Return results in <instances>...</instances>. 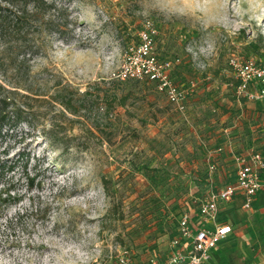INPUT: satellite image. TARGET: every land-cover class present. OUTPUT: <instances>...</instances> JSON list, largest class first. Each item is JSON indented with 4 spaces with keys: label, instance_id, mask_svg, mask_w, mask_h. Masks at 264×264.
<instances>
[{
    "label": "rangeland",
    "instance_id": "374dc122",
    "mask_svg": "<svg viewBox=\"0 0 264 264\" xmlns=\"http://www.w3.org/2000/svg\"><path fill=\"white\" fill-rule=\"evenodd\" d=\"M48 2L21 22L0 0V105L22 115L0 129V187L22 197L0 213V264H154L182 213L264 156V98L238 95L229 66H264V0ZM147 19L185 112L148 79L113 77Z\"/></svg>",
    "mask_w": 264,
    "mask_h": 264
},
{
    "label": "built area",
    "instance_id": "2783aa9c",
    "mask_svg": "<svg viewBox=\"0 0 264 264\" xmlns=\"http://www.w3.org/2000/svg\"><path fill=\"white\" fill-rule=\"evenodd\" d=\"M157 28L151 19L145 20L138 32L135 44L123 54L120 68L113 77L126 81L129 79H148L156 84L170 103L181 112L186 111L188 92L172 76L173 64L161 61L155 54ZM229 66L234 74V85L239 95L251 100L264 98V66L253 59L233 56ZM264 156L256 152L250 159L243 158L234 181L211 192L199 207L203 221H212L211 227L196 228L188 213L178 218V233L172 238L171 252L154 264H205L211 251L232 231V225L219 221L220 203L231 201L237 195L243 196L244 206L249 208L263 188Z\"/></svg>",
    "mask_w": 264,
    "mask_h": 264
},
{
    "label": "crops",
    "instance_id": "0c3cea01",
    "mask_svg": "<svg viewBox=\"0 0 264 264\" xmlns=\"http://www.w3.org/2000/svg\"><path fill=\"white\" fill-rule=\"evenodd\" d=\"M235 178L236 175L227 183ZM192 221L196 228L213 225L212 221H203L199 211ZM219 221L231 224L233 231L211 251L205 264H264V185L249 208L244 206L241 195L221 202ZM170 252L171 246L161 260L166 259Z\"/></svg>",
    "mask_w": 264,
    "mask_h": 264
},
{
    "label": "trees",
    "instance_id": "16d2710c",
    "mask_svg": "<svg viewBox=\"0 0 264 264\" xmlns=\"http://www.w3.org/2000/svg\"><path fill=\"white\" fill-rule=\"evenodd\" d=\"M5 1L8 4L12 5L13 7H19V10L22 12L20 16L18 15L19 21H26V16H36L38 15L42 10L48 8L54 7L55 3H49L48 0H1ZM22 7V8H21ZM57 9V8H56ZM11 10L7 8L6 6L0 5V29L2 30L4 28V18L10 17L9 12ZM54 18H49L48 23L52 27H50L54 32L58 33L62 38L66 37V28L67 23H63L61 21L62 17L60 15H54ZM41 18V17H38ZM62 22V23H61ZM172 76L175 79L176 82L179 83V81L175 78V68L173 66L172 69ZM132 80V79H129ZM5 102L2 100V103ZM172 104V103H171ZM22 119V115L18 111L14 112H6L4 109V106L0 105V129L3 128L5 124L11 123V122H19ZM13 165L8 166V169H13ZM3 169H0V185L4 184V179L6 178V174H2ZM30 186L32 187L34 185V178L33 177H27ZM22 200L21 195L18 193V188L15 184H9L7 188H1L0 187V213L7 207L15 205L19 203Z\"/></svg>",
    "mask_w": 264,
    "mask_h": 264
}]
</instances>
